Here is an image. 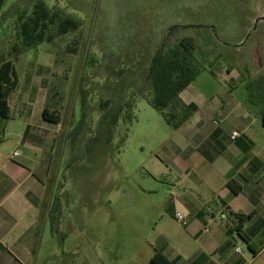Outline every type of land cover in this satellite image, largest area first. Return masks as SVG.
I'll return each instance as SVG.
<instances>
[{
    "label": "rangeland",
    "instance_id": "374dc122",
    "mask_svg": "<svg viewBox=\"0 0 264 264\" xmlns=\"http://www.w3.org/2000/svg\"><path fill=\"white\" fill-rule=\"evenodd\" d=\"M38 1L6 0L0 9V59L15 58L18 22ZM41 1L82 25L30 50L20 45L15 61L19 87L9 99L15 112L7 121V146L14 145L23 122L15 110L21 96L33 100L34 108L44 104L61 117L53 165L62 237L38 264H149L162 235L176 249L182 243L184 227L174 217V206L185 214L183 191L190 186L212 201L209 188L223 181L209 168L192 165L202 148L198 133L189 140L192 125L171 128L151 103L146 76L159 46L156 28L184 27L172 34L171 42L194 38L202 70L185 94L199 107L237 101L259 118L264 102L256 99L250 84L264 75V24L246 41L254 24H245L244 5L228 9L231 0ZM102 102L108 103L105 109ZM252 133L264 144L260 123ZM174 143L182 152L173 149ZM188 167L192 171L183 178L180 171ZM208 178L210 185L204 183ZM216 217L212 226L227 223ZM235 238L245 264H264V250L254 259L246 242Z\"/></svg>",
    "mask_w": 264,
    "mask_h": 264
},
{
    "label": "crops",
    "instance_id": "0c3cea01",
    "mask_svg": "<svg viewBox=\"0 0 264 264\" xmlns=\"http://www.w3.org/2000/svg\"><path fill=\"white\" fill-rule=\"evenodd\" d=\"M227 71L231 73V69ZM181 97L186 103L197 104L185 91ZM32 102L21 96L15 108L22 114L23 122L13 146V142L7 146L5 141L7 121L14 118L15 112L11 103V117L0 118V264H38L40 258L45 261L43 254L55 250L53 244L62 237L57 225L60 202L55 193L57 179L54 180L56 168L53 165L61 121L45 120L44 104L34 108ZM196 113L183 126L192 125L189 140L196 133L200 137L197 143L202 148L192 165L209 168L207 172L216 173L223 181L221 179L218 188H209L212 201L191 191L190 186L183 191L181 206L189 225L182 232V243L176 249L173 240L162 235L149 262L160 249L169 264H245L242 249L236 251L240 247H237L235 234H227V223L217 226L211 223L216 221L217 215L226 219L217 205L219 200H225L234 212L253 215L242 227L247 246L250 244L258 251L255 256L250 250L253 258L264 250V144L259 145L252 133L256 122L264 128V118L263 115L253 116L248 106L237 101L199 107ZM234 132L239 136L232 139ZM173 149L182 152L177 143L173 144ZM193 151L196 150L191 153ZM186 161L189 162V158ZM186 169L180 171L183 178L192 171L191 167ZM231 171L234 173L229 175ZM210 179L204 183L210 185ZM230 181L242 188L237 195L227 185ZM176 210L174 206V214ZM207 225L211 229L204 232Z\"/></svg>",
    "mask_w": 264,
    "mask_h": 264
},
{
    "label": "trees",
    "instance_id": "16d2710c",
    "mask_svg": "<svg viewBox=\"0 0 264 264\" xmlns=\"http://www.w3.org/2000/svg\"><path fill=\"white\" fill-rule=\"evenodd\" d=\"M6 0H0V9ZM18 37L20 44L13 47L16 54L14 59H0V118L9 119L11 117V106L9 99L19 87L15 61L20 53V45L25 50H30L41 43L52 42L57 36H63L80 29L81 22L76 18L66 15L60 9L50 8L44 1H38L28 17H21L18 22ZM157 28L160 32L163 26ZM176 31V27L169 30L168 36L157 47L150 58L146 83L149 91L153 93L151 103L154 108L160 111L167 125L178 130L182 128L199 110L195 103H186L181 94L194 82L202 70L195 52L196 42L193 37L185 36L171 42L170 37ZM254 87L256 99L264 102V75L252 80L250 86ZM143 95V96H142ZM140 95L145 97L144 94ZM108 103L102 102V108H106ZM45 120L60 123L61 117L57 110L50 111L46 107L42 113ZM264 118V111H263ZM254 146L252 143L251 147ZM250 149V148H249ZM234 172L231 171L229 175ZM234 195L242 189L236 182L230 181L228 184ZM218 206L223 210L227 219V234L238 235L245 242L246 236L242 233L243 225L249 221L253 215L242 212H234L225 200H219ZM247 241H246V240ZM248 248L256 256V251L252 245ZM149 264H169V260L163 251L157 249Z\"/></svg>",
    "mask_w": 264,
    "mask_h": 264
},
{
    "label": "flooded vegetation",
    "instance_id": "af4514ba",
    "mask_svg": "<svg viewBox=\"0 0 264 264\" xmlns=\"http://www.w3.org/2000/svg\"><path fill=\"white\" fill-rule=\"evenodd\" d=\"M250 1L254 2V4L249 5ZM250 1H248V0H231V2L228 1L227 6H229L228 9H231L233 7V4L235 5V3L239 7L244 5L245 9L248 10L246 13L247 19L244 21V22H246L245 24H264V20H261V18L264 16V0H250ZM159 25H161V24H159ZM166 27H168V29L165 31L166 32L165 36H163L161 31L166 29ZM172 27H176V31L179 29V27L184 28V27H181L180 25L167 24L166 26H163V28L160 32H157V36L155 37V42H158V40L160 39V41H159V45H160L163 42V40L168 36L169 30ZM157 28H156V30H157ZM211 30H212L215 38H217V35L215 33L214 28H211ZM169 37H171V36H169Z\"/></svg>",
    "mask_w": 264,
    "mask_h": 264
},
{
    "label": "built area",
    "instance_id": "2783aa9c",
    "mask_svg": "<svg viewBox=\"0 0 264 264\" xmlns=\"http://www.w3.org/2000/svg\"><path fill=\"white\" fill-rule=\"evenodd\" d=\"M239 136L238 132H234L232 135V139H235ZM16 155H18V153H16ZM263 207H264V202H263ZM175 219L177 220L178 223H180L183 227H187L189 225V219L187 218V216L185 214H183L181 211H175ZM210 226H206L204 228V232H209L210 231ZM236 251H240V248H237Z\"/></svg>",
    "mask_w": 264,
    "mask_h": 264
},
{
    "label": "water",
    "instance_id": "95a60500",
    "mask_svg": "<svg viewBox=\"0 0 264 264\" xmlns=\"http://www.w3.org/2000/svg\"><path fill=\"white\" fill-rule=\"evenodd\" d=\"M261 20H264V16L261 18ZM257 26H258V24H254V27L252 28V30L250 31V33L247 35V37L245 39L246 41L255 32V30L257 29Z\"/></svg>",
    "mask_w": 264,
    "mask_h": 264
}]
</instances>
